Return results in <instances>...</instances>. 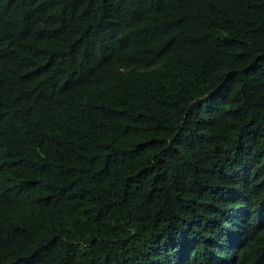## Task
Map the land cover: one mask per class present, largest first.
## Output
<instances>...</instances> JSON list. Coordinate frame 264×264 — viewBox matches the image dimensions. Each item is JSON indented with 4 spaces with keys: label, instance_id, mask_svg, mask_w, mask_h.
<instances>
[{
    "label": "trees",
    "instance_id": "16d2710c",
    "mask_svg": "<svg viewBox=\"0 0 264 264\" xmlns=\"http://www.w3.org/2000/svg\"><path fill=\"white\" fill-rule=\"evenodd\" d=\"M0 264H264V0H0Z\"/></svg>",
    "mask_w": 264,
    "mask_h": 264
}]
</instances>
